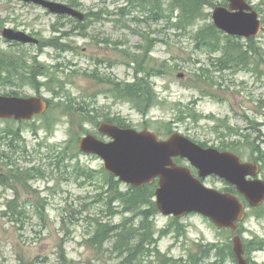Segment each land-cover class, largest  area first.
<instances>
[{"label":"rangeland","instance_id":"rangeland-1","mask_svg":"<svg viewBox=\"0 0 264 264\" xmlns=\"http://www.w3.org/2000/svg\"><path fill=\"white\" fill-rule=\"evenodd\" d=\"M51 1L89 11L85 25L92 27L84 33L97 38L89 42L84 33H78L61 42V50L8 42L2 36L6 28L40 37L45 44L58 43L53 40L52 27L68 21L55 19L35 5L0 0V51L22 60L19 65L25 72L38 74L37 86L0 82V95L16 91L21 97L43 96L52 102L46 119L36 117L24 124L0 120V175L13 169L17 175L28 170L33 176L27 184L14 182V190L0 186V264L123 263L124 258L112 252L115 238L102 249L89 240L98 222L122 226L133 216L123 214L117 204V214H106L102 199L98 203L106 187L103 160L78 154L77 148L87 134L100 138L97 128L107 119H120L128 128L148 129L166 138L178 132L204 147L235 153L244 162L260 165L259 178L264 180V29L253 39L257 57L250 55L246 68L226 70L218 62L225 44L211 50L196 37L211 30L214 9L227 7V0H199L201 16L192 25L180 21L181 12L170 8L171 0ZM248 1L255 9L263 3ZM158 3L159 16L154 12ZM226 37L219 35L222 41ZM228 38L247 51L246 39ZM96 49L101 53H91ZM152 69L160 75H154ZM138 78L150 83L157 103L143 106L148 100L144 98L136 108V103L115 95L121 84H133ZM142 109L147 113H141ZM77 112L86 119L83 130L79 123L71 122L75 117L71 114ZM12 130L21 131L16 140L8 137ZM62 149L66 150L64 158L58 159ZM206 185L221 191L225 188L216 178ZM121 189L126 191L128 186L122 184ZM142 221L136 215L127 228H142ZM146 227L156 233L161 255L181 260V264H216L219 256L210 250L211 245L223 246L222 264H237L225 249L230 245L233 250L235 234L218 229L204 216L176 219L159 212ZM162 231H168L167 235ZM239 235L248 264H264V205L248 207ZM154 249L150 247V251ZM142 263L159 264L154 254L137 264Z\"/></svg>","mask_w":264,"mask_h":264},{"label":"water","instance_id":"water-1","mask_svg":"<svg viewBox=\"0 0 264 264\" xmlns=\"http://www.w3.org/2000/svg\"><path fill=\"white\" fill-rule=\"evenodd\" d=\"M47 9L52 14L68 15L84 20V15L67 5L47 0H20ZM229 8L217 7L213 11L215 26L232 36L252 39L262 31L259 13L246 0H228ZM5 40L22 44H38L39 41L25 32L6 28ZM183 77V76H180ZM48 102L40 96L28 98L0 95V120L27 122L48 111ZM99 133L108 138L103 141L89 134L79 140L78 148L84 154L96 155L104 162L105 170L121 183L142 188L158 180L155 202L166 217L183 218L200 214L212 221L220 230L238 232V224L246 219V205L230 193L208 188L201 179L217 176L236 186L252 208L264 204V181L256 177L259 166L243 162L231 152L205 149L180 133H173L166 141L149 130L138 132L122 129L110 123H101ZM188 158L198 169L199 177L192 169L179 166L175 157ZM233 252L237 264H248L244 257L242 238L233 239Z\"/></svg>","mask_w":264,"mask_h":264},{"label":"trees","instance_id":"trees-1","mask_svg":"<svg viewBox=\"0 0 264 264\" xmlns=\"http://www.w3.org/2000/svg\"><path fill=\"white\" fill-rule=\"evenodd\" d=\"M172 4L170 5V8H174V10H180V21L186 23L187 25H192L196 19H198L200 14V8L201 1L195 0H171ZM263 3L261 5H258L256 7L257 11L259 13H262L264 17V0H262ZM73 6V5H72ZM74 7V6H73ZM160 6L158 3V6H156V9L154 12L157 16H159ZM261 15V14H260ZM264 24V20H263ZM211 31V33H210ZM207 33V34H206ZM218 33V34H217ZM208 34L210 36H208ZM222 33L218 31L214 26L211 27V30L206 29L201 31L197 35V41H203V46H206V48H210L211 50H215L216 46L209 45L212 43V41L221 40L219 38V35ZM218 35V36H217ZM202 36V40H199ZM224 39L226 41L225 44V50L224 55L222 58L218 60L219 65L222 68H225L226 70L231 68H246L250 63L252 57H257L258 51H256V48L254 46V42L250 41L248 44V47L246 48L247 51H244V48L241 46H238L237 44L233 43L234 38H228ZM228 41V42H227ZM233 43V44H232ZM202 46V44H201ZM252 55V57L250 56ZM22 60L17 59L16 57H13L9 55L8 53L4 51H0V82L5 83L6 86H14V85H21L24 86L28 83L32 86H37L38 82V74L37 73H27L24 70H22L21 64ZM140 72L142 73L143 70L141 69ZM152 72L154 75H160L158 71H155L152 69ZM150 71L146 73V77L149 79L150 77ZM200 79H204L201 78ZM146 79L144 78H138L133 84H121L119 88H117L114 93L115 95L123 100H128L131 103H136V108L140 107V104L143 103L144 98H147V102L145 101V104L143 106H147L148 103L154 101V103H157V96L155 95V92L150 87V83L147 81L145 83ZM148 84V85H147ZM148 89H143V87ZM148 86V87H147ZM5 96H16L20 97L19 93L16 91H12ZM49 110L51 109L52 102L49 101ZM56 107H60L59 105ZM48 110V111H49ZM141 113L146 114V109L143 111L139 110ZM48 113V112H47ZM46 113V114H47ZM46 114L39 118L46 119ZM63 114H68V111H64ZM72 116L75 115V117L72 118V123H79V127L81 130H83V124L86 122V119L84 117L83 113H73ZM14 124L17 122L12 121ZM106 122L118 125L121 128H127L120 119H114L109 120L107 119ZM20 124H24L26 122H19ZM47 130L50 131L52 127L46 126ZM170 132V131H169ZM8 137L13 136L14 140H16L21 135V131H10L7 132ZM78 148V147H77ZM78 150V149H76ZM64 149L57 152V158L63 159L65 154ZM80 154V152H78ZM264 165V159L262 160ZM105 174V189L104 192L99 196L100 200L98 203H104V206L106 208V214L108 216H112L117 214L114 212V206L117 204L120 208H122L123 214H129L133 217L136 215H141L143 217V221L141 223L142 228H135L133 226H130L127 228L128 224L132 221L131 219H127L126 222L122 226H111L108 223H97V229L92 236V238L89 240V243L96 248L102 249L104 247V244L111 239L115 238V242L112 248V252L115 254H118L120 258H124L123 263L121 264H137L138 261L144 260L146 258H150L153 256L158 259L159 264H181V260H176L173 258H170L168 256H162L161 253L157 250L158 245V239L155 238L156 233L152 232L150 228L146 227L149 223V220L158 215L159 211L156 207V204L153 201L154 192L156 188V184L153 185H145L142 188H134L131 186H128V189L126 191L122 190V183L118 181L114 176L111 174L104 172ZM33 178L30 171L26 170L25 174L17 175L16 171H13V169L9 170L5 176L0 175V186H5L7 188H13V183L17 180L24 182L27 184L28 181H30ZM106 190V191H105ZM146 208V210H145ZM145 210V211H144ZM123 228V229H122ZM241 230V225L239 226ZM122 229V230H121ZM240 230L237 234L240 233ZM168 231H162L161 234L167 235ZM233 233V232H232ZM235 234V233H234ZM154 246V250L150 251V247ZM223 246L220 245H211L210 250H216L219 256V260L216 264H222L224 261L223 257ZM225 249L227 252H229V255L232 257V259L236 262L235 255L233 253V250L230 245L225 246ZM245 249L244 246V251ZM143 264V263H142ZM199 264V263H194Z\"/></svg>","mask_w":264,"mask_h":264},{"label":"flooded vegetation","instance_id":"flooded-vegetation-1","mask_svg":"<svg viewBox=\"0 0 264 264\" xmlns=\"http://www.w3.org/2000/svg\"><path fill=\"white\" fill-rule=\"evenodd\" d=\"M51 1V0H50ZM248 1V0H247ZM249 2V1H248ZM21 3H24V2H21ZM24 4H26V5H34V4H32V3H24ZM67 5V4H66ZM36 6V5H35ZM69 6V5H68ZM230 6V3H228V6L227 7H229ZM37 7H39V8H41V9H43V10H45L47 13H48V15L49 16H53V17H55V19H58V20H66V21H68V23H66V24H64V23H62V24H59L58 26H56V25H54L53 27H52V32H51V34L52 35H55L56 37V39H53L54 41L55 40H58L59 42L58 43H56V42H54V43H52V44H45V42L43 41V42H41V39L42 38H38V41H39V43L36 45V46H40L41 48H43V47H45V48H51V47H58L59 48V50H61V47H62V45H61V42H64V41H66V40H68L69 38H72V37H74V35H78V33L79 34H82V33H84V31H86V29L87 28H91L90 26H89V24L88 25H85L86 24V22H87V17H88V14H89V11H86V12H81L80 10H78V8H76L75 6L74 7H72V8H74L75 10H77L78 12H80V13H82L83 15H84V20L83 21H80L78 18H75V17H71V16H68V15H57V14H52V13H50L47 9H45V8H43V7H40V6H37ZM70 7V6H69ZM217 7H219V6H217ZM216 7V8H217ZM223 7V6H222ZM79 24H81L82 26L81 27H79ZM62 28H63V30H62ZM68 28H70V30L68 29ZM62 30V31H61ZM80 31H83V32H80ZM84 38H86L89 42H91V40H93V39H95V38H97V36L95 35V36H93V35H87V34H83L82 35ZM240 38V37H239ZM239 38H236V39H239ZM37 39V38H36ZM256 39V38H255ZM247 40V39H246ZM102 41H104V39H102L100 42H99V44H101V42ZM249 43H250V41H253V39H251V40H247ZM228 42V41H227ZM43 43V44H42ZM220 43H224V44H226V41H222V40H215V41H212V43L210 44V45H214V46H217V45H220ZM41 45H43V46H41ZM66 47V46H65ZM94 52H97V53H101V50L100 49H96L95 51L94 50H91V53H93L94 54ZM90 57L93 59V60H95L96 58H95V56L93 55H90ZM99 61V63H102V62H100L101 61V59H98ZM97 62V63H98ZM45 75V74H44ZM144 130H148V129H144ZM100 135V134H99ZM169 136H170V134H169ZM169 136H167V138L166 137H161L160 136V139H162V140H166V139H168L169 138ZM97 137V136H96ZM97 138H99V137H97ZM100 138H102L103 140H106V141H108V139L107 138H104L103 136H101L100 135ZM193 141V140H192ZM194 142V141H193ZM196 143V142H195ZM196 144H198L199 146H201V147H203V148H205V149H209V148H211V147H204L202 144H199V143H196ZM214 149V148H213ZM216 150H218V149H216ZM219 151V150H218ZM220 152H228V151H220ZM174 162L177 164V165H179V166H183V167H188V168H191L192 169V172H193V174L196 176V177H199V171H198V169L197 168H195L194 166H192V164H191V162L189 161V159L188 158H183V157H180V156H178V157H175L174 158ZM219 179V180H221L224 184H225V188L221 191V190H219V191H221V192H223V193H230V194H235V196L236 197H238V199H239V201L241 202V203H244V204H246V206H248L247 205V201H246V199H245V197L243 196V195H241V194H239L238 193V191H237V188H236V186H234V185H232V184H229L228 182H226L224 179H220V178H218V177H216V176H209V177H207V178H205V179H201L202 180V182L204 183V184H206V182L207 181H209V180H212V179ZM259 178V175L258 176H256V177H252V176H248L247 177V180L248 181H252V180H255V179H258ZM155 183L157 184V186H158V181H155ZM248 208V207H247Z\"/></svg>","mask_w":264,"mask_h":264}]
</instances>
